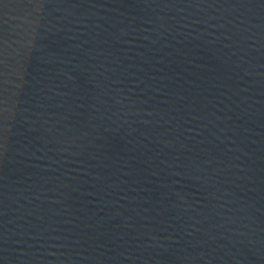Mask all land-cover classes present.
I'll return each instance as SVG.
<instances>
[{"label":"water","instance_id":"water-1","mask_svg":"<svg viewBox=\"0 0 264 264\" xmlns=\"http://www.w3.org/2000/svg\"><path fill=\"white\" fill-rule=\"evenodd\" d=\"M0 264H264V0H0Z\"/></svg>","mask_w":264,"mask_h":264}]
</instances>
